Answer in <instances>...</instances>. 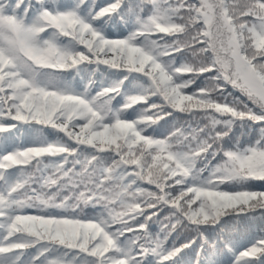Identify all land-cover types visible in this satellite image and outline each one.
<instances>
[{
	"label": "snow or ice",
	"instance_id": "obj_1",
	"mask_svg": "<svg viewBox=\"0 0 264 264\" xmlns=\"http://www.w3.org/2000/svg\"><path fill=\"white\" fill-rule=\"evenodd\" d=\"M0 264H264V0H0Z\"/></svg>",
	"mask_w": 264,
	"mask_h": 264
},
{
	"label": "trees",
	"instance_id": "obj_2",
	"mask_svg": "<svg viewBox=\"0 0 264 264\" xmlns=\"http://www.w3.org/2000/svg\"><path fill=\"white\" fill-rule=\"evenodd\" d=\"M81 82L82 81H81V79L79 77L74 78V83L76 84L77 87H79V84ZM228 90L229 91H232V89H231L230 86H229ZM236 95H239V94L237 93ZM184 119H187V118L185 117ZM252 138L254 139L255 137L252 136ZM242 139L244 140V142H247L249 140V136H243ZM255 220H256V226H258V224H259V213H257ZM153 231H156V228L155 227L153 228Z\"/></svg>",
	"mask_w": 264,
	"mask_h": 264
}]
</instances>
